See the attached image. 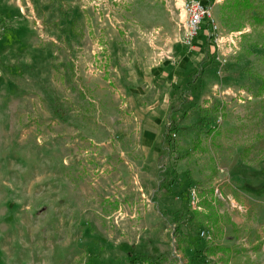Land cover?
<instances>
[{"label": "rangeland", "instance_id": "obj_1", "mask_svg": "<svg viewBox=\"0 0 264 264\" xmlns=\"http://www.w3.org/2000/svg\"><path fill=\"white\" fill-rule=\"evenodd\" d=\"M185 2L0 0V264H264V29Z\"/></svg>", "mask_w": 264, "mask_h": 264}, {"label": "trees", "instance_id": "obj_2", "mask_svg": "<svg viewBox=\"0 0 264 264\" xmlns=\"http://www.w3.org/2000/svg\"><path fill=\"white\" fill-rule=\"evenodd\" d=\"M206 4L210 6L212 0H205ZM219 18L223 27L227 28L229 31L239 30L244 26L246 20L251 21L254 25L262 27L264 29V0H223L219 8ZM209 36L206 43L210 41ZM205 59H202L196 65L194 73L192 75L193 79L200 80L201 74L203 72ZM261 82L258 85L256 91L259 95L264 94V76H259ZM193 84V80L188 82V86ZM190 98L179 97L175 102L169 107L168 112V124L166 130L161 139V149L163 153L158 157L159 164H166L167 157H174V146L176 145V132L178 131V124L186 118L187 113L184 110H180V106L190 103ZM176 112H179L178 116H174ZM202 122V121H201ZM207 133L210 134V138L218 133L217 127L208 128ZM197 143V142H196ZM196 145V144H195ZM194 146V145H193ZM251 148L245 146L242 150V157L247 158L250 154ZM262 159L264 158V150L261 152ZM177 158V157H175ZM172 181L167 186H164L165 191L162 193L168 194V196H176L178 193L174 187H171ZM173 186V185H172ZM184 188L181 187L178 191L183 193ZM185 192V191H184ZM161 193V194H162ZM163 195V194H162ZM198 214V210H194ZM211 245L208 246V248ZM132 263L135 262L134 259L131 260Z\"/></svg>", "mask_w": 264, "mask_h": 264}, {"label": "built area", "instance_id": "obj_3", "mask_svg": "<svg viewBox=\"0 0 264 264\" xmlns=\"http://www.w3.org/2000/svg\"><path fill=\"white\" fill-rule=\"evenodd\" d=\"M183 7L186 13V32L182 38L183 45L186 47H191L193 45V41L198 35L199 28L204 18H207L208 22L211 24L212 31H216L217 25L211 17L210 6L201 0H186ZM201 233L205 234V231L203 230Z\"/></svg>", "mask_w": 264, "mask_h": 264}, {"label": "crops", "instance_id": "obj_4", "mask_svg": "<svg viewBox=\"0 0 264 264\" xmlns=\"http://www.w3.org/2000/svg\"><path fill=\"white\" fill-rule=\"evenodd\" d=\"M203 42H204V38H203V35L200 33L199 36H198V40L195 43V45H203Z\"/></svg>", "mask_w": 264, "mask_h": 264}]
</instances>
